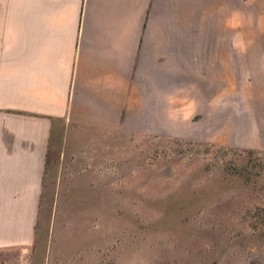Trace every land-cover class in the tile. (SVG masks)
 Here are the masks:
<instances>
[{"label":"crops","instance_id":"0c3cea01","mask_svg":"<svg viewBox=\"0 0 264 264\" xmlns=\"http://www.w3.org/2000/svg\"><path fill=\"white\" fill-rule=\"evenodd\" d=\"M234 85L264 152V0H0V264H53L60 168L167 133L187 102L222 116Z\"/></svg>","mask_w":264,"mask_h":264},{"label":"rangeland","instance_id":"374dc122","mask_svg":"<svg viewBox=\"0 0 264 264\" xmlns=\"http://www.w3.org/2000/svg\"><path fill=\"white\" fill-rule=\"evenodd\" d=\"M239 98L60 168L41 213L55 264H264V152Z\"/></svg>","mask_w":264,"mask_h":264}]
</instances>
